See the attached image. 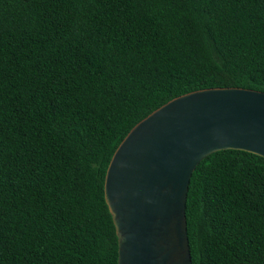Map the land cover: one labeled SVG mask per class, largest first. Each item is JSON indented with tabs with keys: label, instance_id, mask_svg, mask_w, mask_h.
Here are the masks:
<instances>
[{
	"label": "trees",
	"instance_id": "trees-1",
	"mask_svg": "<svg viewBox=\"0 0 264 264\" xmlns=\"http://www.w3.org/2000/svg\"><path fill=\"white\" fill-rule=\"evenodd\" d=\"M215 86L264 91V0H0V264H117L115 148ZM185 215L192 264H264V157L206 156Z\"/></svg>",
	"mask_w": 264,
	"mask_h": 264
},
{
	"label": "water",
	"instance_id": "water-1",
	"mask_svg": "<svg viewBox=\"0 0 264 264\" xmlns=\"http://www.w3.org/2000/svg\"><path fill=\"white\" fill-rule=\"evenodd\" d=\"M225 149L264 157V91L239 86L188 91L130 128L103 183L117 264H192L185 215L189 181L202 159Z\"/></svg>",
	"mask_w": 264,
	"mask_h": 264
}]
</instances>
